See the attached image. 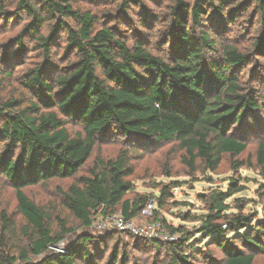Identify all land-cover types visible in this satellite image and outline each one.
<instances>
[{"label":"trees","instance_id":"16d2710c","mask_svg":"<svg viewBox=\"0 0 264 264\" xmlns=\"http://www.w3.org/2000/svg\"><path fill=\"white\" fill-rule=\"evenodd\" d=\"M165 1L167 20L162 24L157 19L161 27L156 30L164 25L168 48L158 55L142 37L127 39L115 25L99 27L98 16L76 6V0H0V22L27 18L0 52V75L11 77V69L27 51L44 56L24 76L30 97L0 104V181L15 188L18 209L32 227L22 264H31V255L40 258L35 264L90 263L94 240L88 235L63 254L47 253L71 230L63 222L62 234L54 236L45 212L24 190L77 177L100 142L118 139L138 149L153 142H178L190 174L199 171V163L217 172L226 155L234 159L248 150L244 134L254 132L251 116L264 117V94L255 96L251 88H244L240 74L257 58L264 59V0ZM128 9V0H123L117 13L126 14ZM249 10L256 32L250 36L251 51L245 52L234 43L225 44L224 37ZM45 25L47 33L42 32ZM64 35L74 60L51 76L52 49ZM259 125L263 136L256 161L264 173V124ZM71 126L79 130L73 132ZM131 155L123 149L115 159L98 156L90 176L80 177L63 193L64 207L84 228L118 209L126 219H138L149 202L164 208L173 197L170 189L179 187L176 182L164 186L154 199H127L135 189ZM242 166L236 162L234 170ZM240 191L232 182L227 192H213L207 199V214L187 216V221L201 223L198 234L208 241L199 252L214 259L213 249L218 250L223 255L219 264H255L256 255L264 254V217L241 210L229 213L228 201ZM154 220L183 238L169 244L131 236L145 248L165 249L171 260L163 264H191L195 247L189 245L185 229ZM2 240L0 236V264H16L19 259L2 249Z\"/></svg>","mask_w":264,"mask_h":264},{"label":"rangeland","instance_id":"374dc122","mask_svg":"<svg viewBox=\"0 0 264 264\" xmlns=\"http://www.w3.org/2000/svg\"><path fill=\"white\" fill-rule=\"evenodd\" d=\"M123 0H76V6L89 10L98 16L99 27L115 25L121 30L122 35L127 39L142 37L154 50L155 54H162L168 48L167 36L164 35V25L156 22L160 19L162 24L167 20L165 12V0H128L129 9L126 14L119 15L117 12ZM13 9V7H9ZM251 10L244 17H240L231 25L230 32L224 37L225 44L234 43L240 46L245 52L251 51L250 36L254 35L253 18ZM251 15V16H250ZM146 16L148 20H146ZM144 20V26L141 25ZM27 18L14 20L12 22H0V52L5 50L4 45L10 44L15 36L22 30ZM45 25L43 33H47ZM221 36V35H220ZM227 38V39H226ZM222 39V37L220 38ZM32 47L30 39L26 40ZM31 50V49H29ZM49 70L51 76L67 67L74 56L70 55L66 48L65 35L59 37L52 49ZM23 56L20 65L11 69V77H2V89L0 90V104L10 99H24L30 97L23 86L24 76L28 70L37 66L44 60L40 51L32 49ZM240 80L244 88L258 94H264V59L257 58L250 65L246 66L241 74ZM257 95V94H256ZM255 95V96H256ZM258 117L259 120L256 118ZM251 132L244 134L248 141V150L238 158L226 155L217 172H210L204 169L201 163L198 164L199 171L190 174L189 168L183 163L185 152L178 142H153L147 149L126 147L118 139L108 142H100L94 149L93 155L87 165L80 171L79 175L72 179L52 180L45 184L26 188L24 191L29 198L45 212L48 220L47 225L51 228L54 236L62 234L61 224H66V229L71 230L65 239L57 244V247L68 248L76 244L84 235L91 236L94 244L90 246V258L80 264H111L113 259L117 264H163L170 261L171 256L165 249H157L154 246L144 247L143 244L131 236L130 233H100L94 227L103 217L94 220L92 227L84 228L81 223L64 207L63 193L82 176H90L95 160L98 156L104 160L115 159L123 149L132 153L131 161L135 168V174L131 178L134 184V191L127 195V199L146 197L148 200L160 195L164 186H170L174 182L179 184L178 188L170 189L171 197L164 208L158 207L155 202L149 203L153 206V213L150 217L139 216L134 219L138 223L161 222L164 220L171 228H184L190 235L189 245H193L194 257L191 264H219L223 255L213 249L214 259L205 258L199 251L203 250L208 243L205 236L198 234L201 227L200 222L187 221V216L202 217L207 214L209 205L207 199L213 192H227L232 182H237L241 191L229 199L231 205L229 213H237L240 210L246 214H252L257 218L264 217V173L257 166L256 151L262 140L263 116H251L249 120ZM76 132L78 126H71ZM243 163L241 169L235 171L234 163ZM168 173L172 177H168ZM148 203V204H149ZM147 204V205H148ZM240 206V207H239ZM242 208V209H239ZM121 213L118 209L115 214ZM122 214V213H121ZM7 219L4 220V219ZM167 230H170L165 226ZM172 231V230H170ZM32 233V227L23 218L18 209V199L15 188L3 179L0 181V236L3 237L2 249L10 252L19 260L16 264H22L21 253L28 250V237ZM183 238L182 233H179ZM104 239V240H103ZM205 241V242H204ZM189 251V250H186ZM40 258L30 256V263L35 264ZM255 264H264V254L256 255Z\"/></svg>","mask_w":264,"mask_h":264},{"label":"built area","instance_id":"2783aa9c","mask_svg":"<svg viewBox=\"0 0 264 264\" xmlns=\"http://www.w3.org/2000/svg\"><path fill=\"white\" fill-rule=\"evenodd\" d=\"M153 213V206L149 203L142 211V216L148 218ZM100 233H130L133 236L156 240L162 243H174L180 238L178 232L167 230L162 222L138 223L135 220L126 219L123 214H113L103 217L94 227ZM168 228V227H167ZM67 248L52 245L48 249V254H63Z\"/></svg>","mask_w":264,"mask_h":264}]
</instances>
